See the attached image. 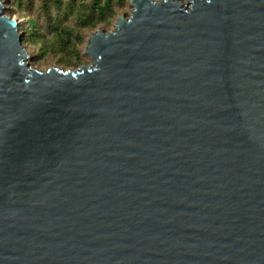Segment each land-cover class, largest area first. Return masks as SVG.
Masks as SVG:
<instances>
[{"label": "water", "instance_id": "95a60500", "mask_svg": "<svg viewBox=\"0 0 264 264\" xmlns=\"http://www.w3.org/2000/svg\"><path fill=\"white\" fill-rule=\"evenodd\" d=\"M129 3L40 68L0 0V264H264V0Z\"/></svg>", "mask_w": 264, "mask_h": 264}, {"label": "trees", "instance_id": "16d2710c", "mask_svg": "<svg viewBox=\"0 0 264 264\" xmlns=\"http://www.w3.org/2000/svg\"><path fill=\"white\" fill-rule=\"evenodd\" d=\"M4 13H16L25 21L23 43L36 51L34 64L58 62L77 67L84 61L82 47L87 33L116 19L128 0H5ZM107 30V29H106Z\"/></svg>", "mask_w": 264, "mask_h": 264}, {"label": "rangeland", "instance_id": "374dc122", "mask_svg": "<svg viewBox=\"0 0 264 264\" xmlns=\"http://www.w3.org/2000/svg\"><path fill=\"white\" fill-rule=\"evenodd\" d=\"M4 2H5V0H4ZM5 4H6V7L4 8V9H6L7 7H9V4L8 3H6L5 2ZM130 8H131V5H130V3H129V0H128V4L121 10V12L120 13H125L126 15H128V13H129V10H130ZM4 9H3V11H4ZM6 14H8V13H6ZM10 16H15V17H17V18H19L20 19V23L22 22V21H24V22H26L25 21V19H24V17L23 16H19V15H17L16 13H11V14H9ZM114 21H115V19H113L112 20V22L107 26V28H105V29H109V28H113L114 27ZM96 30V29H95ZM95 30H92V31H95ZM91 31V32H92ZM22 32H24V31H22ZM25 33V32H24ZM89 33H90V31L87 33V36H85V39H84V42H83V45H82V47L83 48H85V45H86V43H87V41H88V35H89ZM24 44L27 46V48L31 51V52H35L36 53V51L30 46V43L29 42H24ZM83 52H84V50H83ZM85 53V52H84ZM85 58H84V61L82 62V64H85V63H89L90 62V56L87 54V53H85ZM34 58V57H33ZM31 59V63L33 64V65H35V66H37V67H40V68H43V67H46V66H49V65H55V64H57V65H59V66H61V67H66V66H64V65H61L60 63H58V62H56V61H54V62H50V63H46L45 65H36V64H34V59ZM81 65V64H80ZM79 65V66H80ZM71 67V66H70ZM78 67V66H77ZM67 68V67H66Z\"/></svg>", "mask_w": 264, "mask_h": 264}]
</instances>
